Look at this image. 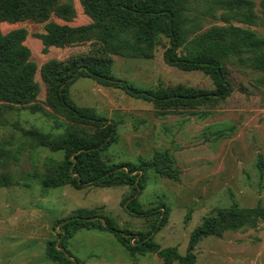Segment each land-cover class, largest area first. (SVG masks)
<instances>
[{
  "label": "rangeland",
  "instance_id": "rangeland-1",
  "mask_svg": "<svg viewBox=\"0 0 264 264\" xmlns=\"http://www.w3.org/2000/svg\"><path fill=\"white\" fill-rule=\"evenodd\" d=\"M77 14L71 24L89 21L80 0H74ZM259 8L260 0H256ZM51 20L64 22L52 15ZM223 24L212 16H202V30ZM25 27V43L31 58L41 65L50 58L66 59L88 52L91 42L70 46H51L44 51L39 33L45 22L32 19L17 23L2 22L4 32ZM264 38V26L250 25ZM166 48L158 46L154 57L114 55L113 73L147 88L179 83L213 88L211 77L202 70H184L170 64ZM231 94L219 101L202 104L157 107L152 101L135 97L124 89L103 85L92 77H80L71 86L77 104L92 106L109 120L117 121V140L107 152L112 160L150 159L157 150H168L178 168V180L150 172L140 196L145 210L164 201L169 207L165 224L154 233L163 247H176L185 254L191 231L206 215L220 207L264 205V170L258 166L264 155V85L258 73L228 64ZM41 91L38 102L44 105L46 85L40 70L36 73ZM47 107V106H46ZM47 112H32L29 107L0 108V147L14 152L10 171L13 183L0 185V264H58L46 254L47 242L56 236L57 218L79 208H96L121 225L134 230L147 229L156 214H131L122 200L131 186L78 189L69 184L45 187L42 177L47 161H60L63 153L38 145L27 130L40 127L59 132L68 119ZM70 249L83 264H179L166 262L157 253L131 255L113 232L81 229L70 240ZM195 264H264V220L245 231H226L199 242Z\"/></svg>",
  "mask_w": 264,
  "mask_h": 264
},
{
  "label": "trees",
  "instance_id": "trees-1",
  "mask_svg": "<svg viewBox=\"0 0 264 264\" xmlns=\"http://www.w3.org/2000/svg\"><path fill=\"white\" fill-rule=\"evenodd\" d=\"M89 21L71 24L77 14L74 0H0V108L25 106L32 112H47L68 119L59 132L40 127L27 130L38 144L60 151V161H47L42 177L45 187L69 184L81 189L129 185L130 193L122 200L131 214H156L147 229L134 230L121 225L96 208H79L59 217L54 223L56 236L47 242V256L58 264H83L70 249V240L81 229H105L131 254L157 253L166 262L195 264L196 247L210 236L226 231H245L264 220V205L241 206L233 203L206 215L190 234L185 254L176 247H161L154 233L166 222L169 207L164 201L145 210L140 196L150 172L178 180L179 170L168 150H157L150 158L139 161L112 160L109 148L117 140V121L109 120L92 106L76 103L72 84L80 77H92L103 85L124 89L129 94L152 101L157 107L215 102L228 97L233 86L228 64L258 73L256 81L264 85V38L249 28L264 26V0H80ZM55 15L64 22L51 20ZM212 16L223 24L202 30L201 17ZM32 19L45 22L39 33L44 51L51 46H70L91 42L86 53L66 59L50 58L41 67L31 58L25 43L28 30L17 27L4 32L2 22L17 23ZM166 48L170 64L184 70H202L213 80V88L179 83L147 88L113 73V56L151 58L158 46ZM40 70L46 85L44 105L38 102L41 91L36 73ZM47 106V107H46ZM16 156L0 147V185L13 183L10 166ZM258 166L264 170V155Z\"/></svg>",
  "mask_w": 264,
  "mask_h": 264
}]
</instances>
